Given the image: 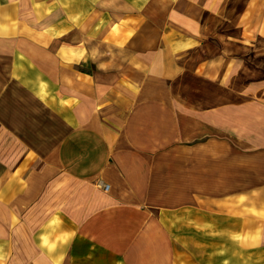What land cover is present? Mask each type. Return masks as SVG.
Wrapping results in <instances>:
<instances>
[{
	"label": "crops",
	"instance_id": "0c3cea01",
	"mask_svg": "<svg viewBox=\"0 0 264 264\" xmlns=\"http://www.w3.org/2000/svg\"><path fill=\"white\" fill-rule=\"evenodd\" d=\"M0 264H264V0H0Z\"/></svg>",
	"mask_w": 264,
	"mask_h": 264
}]
</instances>
